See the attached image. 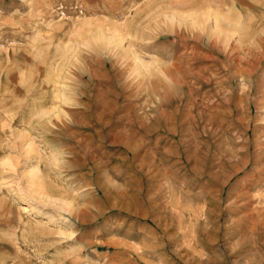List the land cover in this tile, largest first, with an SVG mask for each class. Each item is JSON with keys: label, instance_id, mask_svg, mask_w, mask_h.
Instances as JSON below:
<instances>
[{"label": "rangeland", "instance_id": "374dc122", "mask_svg": "<svg viewBox=\"0 0 264 264\" xmlns=\"http://www.w3.org/2000/svg\"><path fill=\"white\" fill-rule=\"evenodd\" d=\"M0 264H264V0H0Z\"/></svg>", "mask_w": 264, "mask_h": 264}, {"label": "bare ground", "instance_id": "6f19581e", "mask_svg": "<svg viewBox=\"0 0 264 264\" xmlns=\"http://www.w3.org/2000/svg\"><path fill=\"white\" fill-rule=\"evenodd\" d=\"M216 14V13H215ZM218 19H220V20H225L223 17H225V16H223V17H220V16H216ZM226 22H227V26L228 27H230V29H234L233 28V26H232V24H230L229 22L230 21H228V19H226L225 20ZM238 21V20H237ZM219 22V21H218ZM220 24H221V22H219ZM194 24V23H193ZM197 25H198V23H197ZM226 26V28L227 29H229L228 27ZM99 27V26H98ZM216 27V26H215ZM221 28V27H220ZM203 29V28H202ZM227 29H225V30H227ZM204 30V29H203ZM222 30V29H221ZM98 32V31H97ZM213 33V32H212ZM212 33H211V35H212ZM102 35V34H101ZM99 36V35H98ZM97 36V37H98ZM110 36V35H109ZM112 37H114V35H112L111 34V36H110V38H112ZM194 37V36H193ZM216 38H219L220 40H222L221 38H220V36L218 35V36H215ZM105 38V37H104ZM196 38V37H195ZM200 38V37H199ZM115 39V38H114ZM192 39V38H191ZM201 40V39H200ZM223 41V40H222ZM109 42V41H108ZM194 45V44H193ZM211 45H213V47L216 45V42H213V43H211ZM228 46V45H227ZM217 49V48H216ZM228 49V48H227ZM193 51V50H192ZM235 51H236V47L234 46V45H232L230 48H229V50H228V52H227V57H238V56H236L237 54V52L235 53ZM242 51H244V49H242ZM195 52V51H194ZM263 53V52H262ZM192 54H193V52H192ZM253 54V53H252ZM252 54H250V51H248L247 52V58H243L242 60H237V63H239L240 61L241 62H246L245 64H248V65H240L239 64V66H238V68L237 69H233V73L234 72H242V73H244V74H247V73H250V72H252V70H253V68H254V66L257 64L256 62H259L260 61V59H261V57H255L254 55H252ZM197 55H198V53H197ZM225 55V54H224ZM239 55V54H238ZM248 55L250 56V58L248 57ZM226 56V55H225ZM262 56V55H261ZM192 57V56H191ZM210 57V56H209ZM226 57V58H227ZM243 57V56H242ZM195 58V57H194ZM241 58V57H240ZM239 58V59H240ZM237 59V58H236ZM236 59H233V60H236ZM190 61H192V59L190 60ZM189 62V61H188ZM197 62H199V61H197ZM240 62V63H241ZM189 64V63H188ZM258 65V64H257ZM192 67L193 66H190V68H187V71H186V76H199V74L198 73H202V72H199V70L197 71V69H195L196 71H194L193 69H192ZM205 67V66H204ZM206 68V67H205ZM199 69V68H198ZM201 71V70H200ZM239 72V73H240ZM256 72V71H255ZM241 73V74H242ZM203 75V74H202ZM199 77H201V74H200V76ZM198 77V78H199ZM206 77V76H205ZM186 78V77H185ZM208 78V77H207ZM202 79V78H201ZM193 80V79H192ZM197 80V79H196ZM199 80V79H198ZM197 80V81H198ZM203 80H204V78H203ZM209 80V79H208ZM186 83V82H185ZM188 83V82H187ZM207 83H208V81H207ZM244 83H246V82H243V84ZM190 84V83H189ZM196 84V83H195ZM198 84H200V83H198ZM242 84V86L244 87H247L246 85H248V83H246V85L244 84L243 85ZM195 86V85H194ZM258 86V85H257ZM202 87V86H201ZM244 87V88H245ZM195 88V87H194ZM234 88V87H233ZM233 88L231 89L230 88V90L229 91H226V96H224L225 98L223 99V96H222V98L220 99V102L222 103L224 100H225V102L230 106V108H235V106H237V101H235L234 102V92H233ZM242 88L243 90H240V91H243V96H242V98H246V96L249 94V89H251V88ZM199 89V88H198ZM254 90V89H253ZM197 91V90H196ZM217 92V91H216ZM255 92V91H254ZM263 93V92H262ZM219 93H217V95H218ZM223 95V94H222ZM221 96V95H220ZM250 96V95H249ZM214 98V97H213ZM242 98H238V100H242ZM215 100V99H214ZM219 101V100H218ZM239 106V105H238ZM252 106V105H251ZM242 107V106H241ZM232 110V109H231ZM231 110H229L230 112H231ZM248 110V109H247ZM219 113V112H218ZM232 114V113H231ZM218 115V114H217ZM248 115V114H247ZM213 116V115H212ZM237 116V115H236ZM214 118H216V117H214ZM238 118H240V117H238ZM200 119H202L201 117H200ZM227 119V118H226ZM211 119L208 117L207 119H206V125L204 126V129L207 131L208 130V128H209V131H211V132H214L215 130L214 129H212V127H211ZM225 121V120H224ZM197 123H198V121H197ZM231 124V123H230ZM223 127V126H222ZM229 127V126H228ZM224 128H226V126L224 127ZM230 128V127H229ZM247 130V129H246ZM222 131H224V130H222ZM216 132V131H215ZM221 132V131H220ZM218 133V132H217ZM247 146V145H246ZM245 147V146H244ZM240 149V148H239ZM249 163V159H245L243 162H242V167H244V166H246V164H248ZM234 166V165H233ZM234 168V167H233ZM232 168V169H233ZM239 167H236V168H234L231 172H229V173H227V175H228V177L227 178H230L229 176H231L233 173H235L236 171H239Z\"/></svg>", "mask_w": 264, "mask_h": 264}]
</instances>
